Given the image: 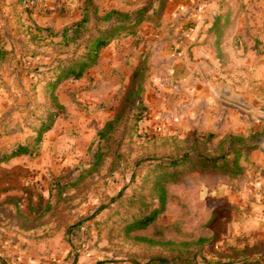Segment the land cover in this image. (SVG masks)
<instances>
[{"label": "rangeland", "instance_id": "obj_1", "mask_svg": "<svg viewBox=\"0 0 264 264\" xmlns=\"http://www.w3.org/2000/svg\"><path fill=\"white\" fill-rule=\"evenodd\" d=\"M141 9L161 15L113 42L82 79L63 82L58 112L49 83L59 68L85 53L92 32L108 27L107 13ZM85 17L76 39L73 30ZM218 17L220 36L213 30ZM0 51V158L21 145L33 150L0 163V264L171 260L165 250L125 236L124 224L138 211L127 200L148 196L149 181L170 172L155 170L156 160L185 150L218 156L230 136L255 147L242 153L244 174L183 166L178 181L167 184L166 211L137 235L206 239L193 264H264V243L247 225L264 215L257 207L264 206V0H0ZM184 56L191 78L180 82L175 73L187 70ZM143 63L144 119L120 139L114 160L78 182L92 166L98 133L121 110ZM51 113H58L54 128L36 144ZM210 134L216 138L206 143Z\"/></svg>", "mask_w": 264, "mask_h": 264}, {"label": "trees", "instance_id": "obj_2", "mask_svg": "<svg viewBox=\"0 0 264 264\" xmlns=\"http://www.w3.org/2000/svg\"><path fill=\"white\" fill-rule=\"evenodd\" d=\"M160 15V11L155 10L149 14L147 9H141L134 14L124 13L119 10L107 13L102 20L108 23V27L104 30L92 32L85 41V53L68 60L66 65L59 68L60 73L55 80L49 83L50 98L52 104L58 107V112L62 110V106L58 102L56 91L63 82L82 79L89 70L100 64L102 52L113 42L124 37L137 35L142 24L155 21V18ZM89 19V17H85L82 22L76 25L73 30L76 39L79 38L78 36L82 32V26ZM220 19L218 17L213 25V30L219 33V36L223 31ZM1 59H3V53L0 51ZM145 70V63H143L134 72L131 89L124 98L121 110L98 133L100 142L98 149L93 155L92 166L79 176L78 182L102 170L110 159L114 160L113 156L117 151L120 139L136 130L138 124L144 119L147 111L144 105ZM57 117L58 113H51L48 119L42 122L35 139L36 144H40L44 135L54 128ZM215 138L211 134L204 136L206 143L211 142ZM223 144H226V147L218 156L211 155L208 150L203 152L185 150L181 155L172 157L167 162L156 160L155 170H170V172H162L149 181L151 186L148 190V196H132L127 200L129 206L138 207V211L134 214V217L129 218L124 224L123 231L125 236L148 248H161L170 254L172 258L171 260L152 259L148 264H193L198 255L197 249L207 243V240L203 238L193 242H162L152 238L140 237L137 233L145 231L154 225L159 216L166 211L169 199L167 184L178 181L179 176L183 174L181 169L183 166L188 167L193 172H212L223 174L230 178H237L244 174L245 169L241 163L242 153L246 150L255 149V147L245 144L242 138L234 136H230ZM32 153L33 150L29 146L21 145L10 154L2 156L0 163L9 162ZM149 208V211H143ZM117 211L119 212V207ZM191 258L194 261H190Z\"/></svg>", "mask_w": 264, "mask_h": 264}, {"label": "crops", "instance_id": "obj_3", "mask_svg": "<svg viewBox=\"0 0 264 264\" xmlns=\"http://www.w3.org/2000/svg\"><path fill=\"white\" fill-rule=\"evenodd\" d=\"M196 52L197 53L199 52L200 54H202L203 53V50L197 49ZM101 59H102V56H101ZM182 59H183V62H182L183 64H181V65L184 66V68L187 69V70L185 72H177V73H175V77L180 82H185L186 80L187 81H190V78L191 77H189V76H191V75L188 72V70L190 69L188 67V64H190V60L187 59L185 56ZM182 59H181V61H182ZM187 77H189V78L187 79ZM194 90H195L194 87H189L188 88V92L190 91V93L191 92L193 93ZM254 187H255L254 190H258L260 188V186H254ZM243 197H245V196H243ZM241 204L247 206L248 205V201L247 200H243ZM257 207H264V206H262V204H261V205H259ZM239 220H241V219H239ZM247 225L250 226L249 233H252V232H250V231H252V227H254L253 229H256V231H257L256 234H258V238H257L258 243H261V242L264 243V215L262 216V214H260L259 216H257V218L254 217V216H251L249 219H247ZM14 251H13V253L18 254L19 257L21 256L20 252H16V251H19V250H14ZM7 255L9 256V254H7Z\"/></svg>", "mask_w": 264, "mask_h": 264}, {"label": "water", "instance_id": "obj_4", "mask_svg": "<svg viewBox=\"0 0 264 264\" xmlns=\"http://www.w3.org/2000/svg\"><path fill=\"white\" fill-rule=\"evenodd\" d=\"M219 94L223 98H228V96H229V92L223 86L220 87Z\"/></svg>", "mask_w": 264, "mask_h": 264}, {"label": "built area", "instance_id": "obj_5", "mask_svg": "<svg viewBox=\"0 0 264 264\" xmlns=\"http://www.w3.org/2000/svg\"><path fill=\"white\" fill-rule=\"evenodd\" d=\"M172 83V82H171ZM172 86H174V84L172 83Z\"/></svg>", "mask_w": 264, "mask_h": 264}]
</instances>
